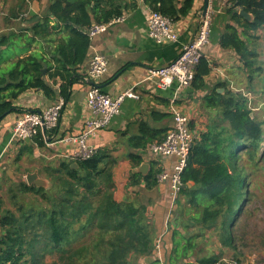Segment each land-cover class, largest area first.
Returning a JSON list of instances; mask_svg holds the SVG:
<instances>
[{
  "label": "trees",
  "instance_id": "1",
  "mask_svg": "<svg viewBox=\"0 0 264 264\" xmlns=\"http://www.w3.org/2000/svg\"><path fill=\"white\" fill-rule=\"evenodd\" d=\"M144 1L150 10L174 22L187 17L195 4V0ZM129 7L128 0H49L39 22L26 27L23 21L19 31L10 25L0 37V46L7 47L9 56L23 57L0 75V122L20 112L13 101L29 90H40L48 99H54L58 91L64 110L73 86L83 80L79 69L92 44L89 30L95 24L122 17ZM241 10L251 14L253 20L247 21L240 15ZM229 14L231 22L225 25L220 46L234 51L243 68L252 70L258 59V53L250 47L252 33L264 28V0H233ZM37 44L39 49L34 48ZM258 70L264 71V66ZM210 73L208 61L202 58L193 87L202 89ZM45 77L52 84L45 82ZM220 86L225 88L224 93L215 88L204 97L207 123L197 131L182 176L181 193L197 211L200 225L218 229L221 238L231 243L233 227L249 202L241 150L246 147L249 154L261 150L264 128L244 94L228 90L226 84ZM158 114L160 119L168 117ZM141 128L145 133L152 131L147 124ZM53 130L39 133L30 143L23 142L17 159L33 155L34 148H45L53 141ZM166 134V129L155 130L147 142H161ZM130 157L141 165V157ZM113 164L104 152H97L86 161L76 162V167L63 162L57 168H46L49 188L21 182L17 186L20 193L32 195L36 201L27 205L16 202L20 205L19 215L8 210L1 216L0 264H136L134 259L151 256L156 247V229L147 205L115 199ZM162 171L159 161H153L146 176L138 171L131 175V185L139 186L144 180L147 190L155 189ZM190 183L194 184L191 188ZM51 256L55 260L49 263L46 259ZM216 263L215 259L211 261Z\"/></svg>",
  "mask_w": 264,
  "mask_h": 264
},
{
  "label": "crops",
  "instance_id": "2",
  "mask_svg": "<svg viewBox=\"0 0 264 264\" xmlns=\"http://www.w3.org/2000/svg\"><path fill=\"white\" fill-rule=\"evenodd\" d=\"M48 1L31 2L27 14L28 21L24 22L26 27L37 23L31 24L33 19L31 10L41 19ZM128 3L130 7L124 12V22L113 25L106 33L92 40L88 57L79 69L83 80L72 88L71 99L61 113L58 126L53 130V141L47 142V146L43 149L34 148L33 155H23L19 162L23 163L30 157L38 163L37 169L31 172H38L39 167L57 168L63 162L73 163V167L76 165L72 158L76 145L73 142H66L65 139L79 135L86 121L91 117L87 107V93L93 82L86 78L93 54H102L109 64L106 74L97 83L98 86L113 97L131 88H134L139 96L138 99L127 98L121 106L120 114L114 118L110 127L102 130L92 141L97 152H104L114 162L112 175L115 199L118 202L131 200L147 205V213L155 226L156 247L153 254L134 259L133 262L211 264L215 259L216 264H225L228 251L236 254L234 232H232L233 240L229 243L221 238L218 229H209L200 225L197 211L192 209L184 194L181 193L175 203L171 201L168 183L158 182L157 187L152 190H147L144 180H140L139 186L131 185L130 177L138 171L140 165L138 166L130 156L141 157V164L150 165L151 162L158 160L164 170H172L176 159H156L149 151L150 143L147 142L153 136V131L166 129L168 133L174 126L170 112L172 101L174 100L175 107L188 116L190 128L198 131L200 124H206L208 118L204 97L215 88L218 92L221 90V93H224L225 88L220 86L221 84H226L228 90L233 89L235 78L241 72L242 65L234 51L225 50L220 46L225 25L231 22L229 10L216 15L213 20L210 43L203 54V58L211 67V73L205 77V86L202 89L192 86L177 91V84L162 89L159 86V78L149 79V76L152 72L175 61L184 44L195 38L199 25V12L203 11L204 0H195L191 13L176 22L179 40L167 44H158L148 37L147 24L151 10L145 1L128 0ZM8 30L4 24L0 26V37ZM34 48L39 49L40 45L37 44ZM3 51L5 54L0 60V75L7 72L9 66L18 58L23 57L18 54L9 56L7 51ZM124 68L125 70L120 72ZM45 80L52 84L48 77H45ZM54 88L58 90L59 85ZM60 99L58 91L54 99H48L40 90H29L15 101L9 99L20 112L11 113L0 122V171L24 146L21 144L23 142L9 145L12 128L19 115L25 111H38L51 107ZM158 113L168 114V117L160 119ZM142 124H147L152 131L143 132ZM139 144L141 146H138ZM193 186V183L189 184L190 188ZM158 243L159 247H157Z\"/></svg>",
  "mask_w": 264,
  "mask_h": 264
},
{
  "label": "built area",
  "instance_id": "3",
  "mask_svg": "<svg viewBox=\"0 0 264 264\" xmlns=\"http://www.w3.org/2000/svg\"><path fill=\"white\" fill-rule=\"evenodd\" d=\"M233 0H209L206 14L199 12V25L195 38L184 44L180 55L172 63L151 73L149 79L159 78V86L162 89L171 88L177 84V91L193 86L197 69L203 58L204 50L209 45L212 35L214 17L232 9ZM125 16L119 17L107 24H95L89 30V36L93 40L96 36L106 33L110 27L124 22ZM147 35L158 44L176 43L179 40V32L171 18L160 12L150 11L147 24ZM107 58L99 53H94L89 64L88 78L93 82L87 93V107L91 117L86 121L83 131L77 136H69L66 142L76 145L72 153L74 162L86 161L92 158L97 150L92 141L98 134L110 127L114 118L121 112V106L127 98L138 99L134 88L127 90L117 97L104 92L98 86L99 80L108 69ZM64 101L60 99L51 107L38 111H25L19 115L13 128L9 145L32 140L39 133L55 129L61 117ZM170 112L172 113L174 126L166 134L161 142H155L149 146V151L156 159L175 158L176 162L172 170H164L158 176V182L168 183L171 192V201L175 203L181 195L183 188L182 176L187 167V160L197 138V130L191 129L190 119L187 115L175 107L172 101ZM3 173L0 171V184ZM159 247V243L157 244ZM225 264H244L239 260H226ZM254 264V263H250Z\"/></svg>",
  "mask_w": 264,
  "mask_h": 264
},
{
  "label": "rangeland",
  "instance_id": "4",
  "mask_svg": "<svg viewBox=\"0 0 264 264\" xmlns=\"http://www.w3.org/2000/svg\"><path fill=\"white\" fill-rule=\"evenodd\" d=\"M29 6H31L29 0H0V26L12 25L16 31H19L21 27L23 28V21H28ZM252 34L254 38L250 47L258 53V59L254 70L243 68L244 65L241 63V72L237 74L232 90L244 94L248 99V107L253 111L256 120L262 122L264 128V71L258 70L264 66V28ZM4 54L5 52L3 56ZM3 56L1 58H4ZM12 68L13 65L9 66L8 71ZM204 126L205 124L202 123L199 128L203 129ZM247 151L249 149L246 147L241 150L240 163L246 169L249 202L243 214L238 216L233 230L236 254L228 251L227 260L235 259L244 264H264V143L258 152L249 154ZM18 155L2 168L0 218L8 210L19 215L20 205L16 202L27 205L36 201L32 195L20 193L17 186L21 182H27V175L34 173L31 171L37 169L38 163L30 157L23 163L19 162ZM38 169L39 178L45 182L46 188H49L51 180L45 171L46 167ZM78 244L76 243V246ZM54 260L52 256L46 259L49 263Z\"/></svg>",
  "mask_w": 264,
  "mask_h": 264
},
{
  "label": "water",
  "instance_id": "5",
  "mask_svg": "<svg viewBox=\"0 0 264 264\" xmlns=\"http://www.w3.org/2000/svg\"><path fill=\"white\" fill-rule=\"evenodd\" d=\"M208 6H209V0H204V7H203V14L204 15L206 14V12L208 10ZM240 15L243 16L247 21H252L253 20L252 15L247 13V12H245V11H243V10L240 11ZM31 16L33 17L31 23L39 22L40 18H39V16L36 15L35 11L31 10ZM6 48L7 47L0 46V54ZM46 69L47 68L45 67V69L43 71L44 74H46ZM45 82H47V81L45 80ZM219 92L221 93V90H219ZM27 142H31V140H28ZM74 167H76V165ZM149 170H150V165L146 164V163H143V164L140 165V167L138 169V172H140L143 175H147ZM27 184L28 185H34L36 187H46L45 186V182L41 178H39L38 172L30 173V174L27 175Z\"/></svg>",
  "mask_w": 264,
  "mask_h": 264
}]
</instances>
